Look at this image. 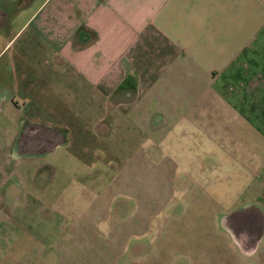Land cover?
Segmentation results:
<instances>
[{
  "label": "crops",
  "instance_id": "1",
  "mask_svg": "<svg viewBox=\"0 0 264 264\" xmlns=\"http://www.w3.org/2000/svg\"><path fill=\"white\" fill-rule=\"evenodd\" d=\"M217 129L227 152L216 158L233 170L223 192H249L242 209L256 210L221 219L252 258L264 240V0H0V264L40 261L25 214L43 209L58 226L82 210L65 240L91 241L44 262L102 264L89 229L104 220L109 170L116 185L126 170L150 173L173 162L160 145L219 144ZM180 154L202 181L203 156Z\"/></svg>",
  "mask_w": 264,
  "mask_h": 264
},
{
  "label": "rangeland",
  "instance_id": "2",
  "mask_svg": "<svg viewBox=\"0 0 264 264\" xmlns=\"http://www.w3.org/2000/svg\"><path fill=\"white\" fill-rule=\"evenodd\" d=\"M214 131L210 127L198 130L204 138ZM216 131L219 144L207 139L195 143L194 138H187L179 143L172 141L160 145V152L163 151L173 162L156 159V170L150 173L136 174L126 170L116 185L117 178L109 170L104 220L95 226V235H92V227L89 229L93 251L105 249L106 256L99 259L102 264H264V240L262 247H258L261 253H255L252 258L233 251L227 233L232 230L231 226L226 219H221L228 217V213L256 210L242 209L247 202L245 197H251L249 192L238 194L232 202H229L228 193L223 192L228 189V173L231 175L233 170L228 161L216 158L227 152L226 139L223 138L227 130ZM181 142L188 145L180 146L183 145ZM173 143L177 146H169ZM180 152L203 156L199 162L202 181H197L194 176L187 177L180 170ZM238 166L242 167V164ZM111 181H115L113 186ZM261 183L263 178L251 181L256 189ZM13 211L15 215L21 213V210ZM67 211L65 219L82 213V210H75L77 215L74 210ZM25 216L29 238L38 239L27 241L28 251H42L39 262V256L28 255V264H47L43 261L44 253L51 257L53 250L89 249L91 246L89 236L80 242L65 240L70 223L63 219L65 226H58L50 209L28 210ZM241 217L235 219L241 221ZM240 231L242 226L236 230Z\"/></svg>",
  "mask_w": 264,
  "mask_h": 264
}]
</instances>
